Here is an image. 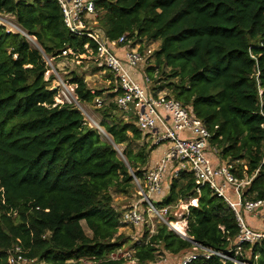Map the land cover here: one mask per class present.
<instances>
[{"label":"trees","instance_id":"16d2710c","mask_svg":"<svg viewBox=\"0 0 264 264\" xmlns=\"http://www.w3.org/2000/svg\"><path fill=\"white\" fill-rule=\"evenodd\" d=\"M97 8L109 39L128 34L159 41L145 68L154 88L190 105L203 121L219 159L232 165L237 179L249 181L242 201L264 200V0H98ZM0 15L13 16L39 46L0 25V264H8L15 245L41 264H78L85 256L97 264H123L107 258L127 242L118 233L122 225L111 190H131L132 175L143 177L157 146L123 118L116 92L100 107L99 125L124 146V160L74 105L55 104L45 56L70 59L63 50L87 55L86 43L95 48L88 37L69 31L55 0H0ZM68 77L78 102L92 104L102 96L83 75L72 70ZM194 187L193 176L182 172L157 205L196 197ZM182 219L187 235L214 251L226 252L239 232L233 210L208 187ZM193 246L160 223L131 248L139 264H148ZM242 252L238 260L264 264V239L244 243ZM189 264L234 263L213 256Z\"/></svg>","mask_w":264,"mask_h":264},{"label":"built area","instance_id":"2783aa9c","mask_svg":"<svg viewBox=\"0 0 264 264\" xmlns=\"http://www.w3.org/2000/svg\"><path fill=\"white\" fill-rule=\"evenodd\" d=\"M55 1L60 6L69 31L77 36L88 37L94 44L95 48L89 43L84 45L86 54L92 56L96 66L104 69L114 79L116 95L113 100L124 119L133 121L145 142L157 147L165 146L159 160L145 169L142 178L132 175L141 198L120 213L121 225H151L152 218L161 217V213L169 208L157 207L152 201V195L162 197L165 180L170 184L180 173H189L194 178L196 197L179 202L187 209L190 205H196L201 189L208 187L233 210L239 232L226 252L214 251L193 243L192 252L177 264H189L199 257L210 259L213 256L220 258L223 263L232 261L234 264H251L238 260V257L243 256L242 245L254 244L264 239V231L252 228L245 220V214L255 215L258 208L264 207V200L242 201V188L249 181L237 179L231 171L232 165L219 159L218 150L211 144L210 133L203 121L196 116L190 105H184L166 90L154 88L144 67L153 60L158 47L155 49L152 41L138 40L128 34L115 40L109 39L98 24V0ZM62 55L77 56L71 49L63 50ZM74 88L75 86L66 87L64 84L59 90L56 88L55 104H77V98L72 96ZM154 230L155 227L148 229L149 234ZM175 232L180 236L186 234V230ZM116 250L112 259L136 260L133 257V248L126 251H121L120 248ZM21 253L19 245L11 248L8 251V264L34 263L33 260L24 258Z\"/></svg>","mask_w":264,"mask_h":264},{"label":"rangeland","instance_id":"374dc122","mask_svg":"<svg viewBox=\"0 0 264 264\" xmlns=\"http://www.w3.org/2000/svg\"><path fill=\"white\" fill-rule=\"evenodd\" d=\"M0 25H3L4 28L8 31L18 32V33L23 34L26 37L31 47L39 48L36 40L33 37L29 39L30 36L27 37L25 35L26 32H24L22 28L17 24L13 16L0 15ZM151 44L156 49L159 46V41H152ZM93 59L94 58L92 56H89V55L79 56L78 54L74 58H70V59L62 58V60L45 56V60L47 61L48 67H49V69L45 73V79H47L48 81L47 86L49 88H57L59 90L61 87H63V84L66 87H74L73 84L69 83L70 78L68 77V72L74 70L76 73L84 76L87 86L92 91H96V90L101 91L102 96L99 98V102L98 101L96 102L95 100L94 103L92 104H83V103L77 102L78 100L75 99L77 104L75 103H72V104L77 109L80 110V112L84 116V120L86 121V123L90 127L97 129V131L100 133V138L106 142L111 143L110 136L99 125L102 119L99 109L101 106L106 105L107 103L112 101V97H109V95L114 92L113 89L116 87V85L112 77L107 72H105L104 69L96 66ZM145 68L146 67H144V69ZM72 96L76 98L74 92L72 93ZM114 148L116 150L117 155L121 159L124 160V157L122 154V150L124 149V146L114 145ZM158 148L159 150L157 154L160 153V151L164 150L165 146H159ZM150 155L154 157V153L151 154L150 152L149 158H150ZM153 165H155V163H153ZM149 167H151V165ZM165 187L169 191L170 184L168 180H165L164 182L163 192H165L166 190ZM242 189L244 190V188ZM111 195L113 196V206L119 213L128 209L135 201L141 198L139 194L137 193V188L135 185H133L132 189L126 193L115 192L111 190ZM167 196L168 194H166L165 197ZM163 199H164V196L161 197V195H156V194L152 195V201L157 207H162V206H158L157 204L160 203ZM187 210L188 209L185 207L184 204L178 202L171 207L169 206L166 212L161 213V217L155 216L154 218H152L151 225L142 226V227H135L133 225L121 226L118 230V233H123V235H125V238L127 239V242L124 244V246L120 247L121 251H126V250L131 249L134 242L137 241V239L139 240L141 238V235L143 234L145 230L148 231V229H154V227L156 229L158 224L164 223V221L167 220L169 217L174 219V221L184 220L182 219V217L184 214H186ZM247 219L248 217L245 214V220L247 221ZM184 223H185V227H184V231H185L186 230V220L184 221ZM81 224L83 226L85 233L88 236H91V232L87 228L85 222L81 221ZM116 251L117 250H114L110 254H108L107 258L113 257V254H115ZM191 252H192V248L178 255H172V254H168L164 252V254H162L161 256H158L156 262L148 263V264H177L183 257H185L187 254ZM91 258L92 257L85 256L79 260L78 264H97V261L94 262ZM245 258L250 259V256L247 254ZM32 264H41V263L34 262ZM123 264H139V263L133 259H126L124 260Z\"/></svg>","mask_w":264,"mask_h":264},{"label":"crops","instance_id":"0c3cea01","mask_svg":"<svg viewBox=\"0 0 264 264\" xmlns=\"http://www.w3.org/2000/svg\"><path fill=\"white\" fill-rule=\"evenodd\" d=\"M159 148L157 147L156 149H154L153 151H151V154L154 153V157H152L150 155L148 164L146 166V168H148L150 165L152 166L153 163H156L160 156L162 155V151H160V153L157 154ZM166 188V187H165ZM168 190L166 188L165 192H163V196L165 197L166 194H168ZM247 223L254 229L256 230H261L264 231V207L263 208H258L255 215H253L252 213L247 214Z\"/></svg>","mask_w":264,"mask_h":264},{"label":"bare ground","instance_id":"6f19581e","mask_svg":"<svg viewBox=\"0 0 264 264\" xmlns=\"http://www.w3.org/2000/svg\"><path fill=\"white\" fill-rule=\"evenodd\" d=\"M16 28V27H15ZM32 37H29L31 39ZM32 41V40H31ZM173 228L178 232H184L185 223L183 220L172 222Z\"/></svg>","mask_w":264,"mask_h":264},{"label":"water","instance_id":"95a60500","mask_svg":"<svg viewBox=\"0 0 264 264\" xmlns=\"http://www.w3.org/2000/svg\"><path fill=\"white\" fill-rule=\"evenodd\" d=\"M23 35V34H22ZM27 37H29L27 34H25ZM111 143L113 144V145H115L114 144V142L111 140ZM166 225H168V227H170V229H173V225H172V222L171 221H169V220H165V222H164ZM183 237H185V238H187V239H189L190 241H192V243H194V244H196V242H194L193 241V239L192 238H190L188 235H187V233L186 234H181Z\"/></svg>","mask_w":264,"mask_h":264}]
</instances>
